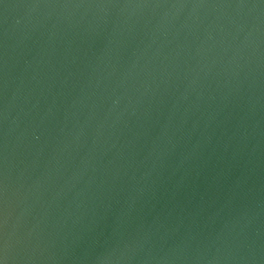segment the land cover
Masks as SVG:
<instances>
[{
	"label": "water",
	"instance_id": "1",
	"mask_svg": "<svg viewBox=\"0 0 264 264\" xmlns=\"http://www.w3.org/2000/svg\"><path fill=\"white\" fill-rule=\"evenodd\" d=\"M0 264H264V0H0Z\"/></svg>",
	"mask_w": 264,
	"mask_h": 264
}]
</instances>
